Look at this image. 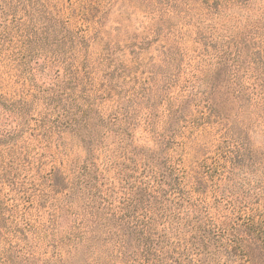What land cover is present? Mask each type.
Listing matches in <instances>:
<instances>
[{"label":"rangeland","instance_id":"rangeland-1","mask_svg":"<svg viewBox=\"0 0 264 264\" xmlns=\"http://www.w3.org/2000/svg\"><path fill=\"white\" fill-rule=\"evenodd\" d=\"M0 264H264V0H0Z\"/></svg>","mask_w":264,"mask_h":264},{"label":"trees","instance_id":"trees-1","mask_svg":"<svg viewBox=\"0 0 264 264\" xmlns=\"http://www.w3.org/2000/svg\"><path fill=\"white\" fill-rule=\"evenodd\" d=\"M226 231H225V229H223V230H221L220 231V233L223 235V233H225ZM220 236V235H219ZM233 236V235H232ZM231 243H232V246H235L237 243H238V239L236 240H231L230 241Z\"/></svg>","mask_w":264,"mask_h":264}]
</instances>
